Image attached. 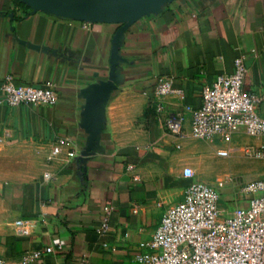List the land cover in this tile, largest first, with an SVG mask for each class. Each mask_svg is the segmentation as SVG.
Here are the masks:
<instances>
[{"label":"crops","instance_id":"crops-1","mask_svg":"<svg viewBox=\"0 0 264 264\" xmlns=\"http://www.w3.org/2000/svg\"><path fill=\"white\" fill-rule=\"evenodd\" d=\"M238 58L248 70L245 91L264 96V0H170L130 24L86 23L0 0V87L7 79L50 84L58 95L51 107L11 108L0 94V141L26 152L22 164H36L28 180L0 181V257L7 264H141L139 244L192 182L183 176L192 166L189 112ZM162 78L173 91L159 100ZM109 82L114 89L100 99ZM179 112L184 133L176 137L162 120ZM58 141L62 154L48 160ZM229 144L248 153L264 139L239 129ZM232 201L229 209L220 205L224 218L246 206ZM19 220L33 223L30 236H15ZM58 244L60 251L25 262L28 252Z\"/></svg>","mask_w":264,"mask_h":264},{"label":"built area","instance_id":"built-area-1","mask_svg":"<svg viewBox=\"0 0 264 264\" xmlns=\"http://www.w3.org/2000/svg\"><path fill=\"white\" fill-rule=\"evenodd\" d=\"M247 78L248 70L243 59L238 58L232 74L218 75L212 86L202 91L200 108L189 112L192 139L230 143L239 129L250 138L264 139V113L258 111L264 96L245 91ZM172 91L170 79L162 78L154 94L160 100ZM0 94L2 102L11 108L51 107L58 98L54 85L16 86L10 79L1 85ZM160 109L158 104L157 110ZM184 121V114L179 112L165 116L162 126L170 135L180 137L184 133ZM63 144V141L54 143L47 159H58ZM248 153L264 163V144ZM66 157L74 159L76 153L68 151ZM183 176L192 180L183 199L166 208L150 239L139 244L142 251L137 261L141 264H264V176L231 177L219 182L217 189L195 179L188 167L184 168ZM45 178L50 179L51 175L45 174ZM227 184L239 189V196L235 198L246 206H236L229 217L223 218L220 190ZM106 231L105 220L98 233L104 235ZM13 232L17 237H28L33 232V223L16 221ZM107 247L103 244V248ZM61 249L62 245L58 244L30 251L25 262ZM0 264L7 263L0 257Z\"/></svg>","mask_w":264,"mask_h":264},{"label":"rangeland","instance_id":"rangeland-1","mask_svg":"<svg viewBox=\"0 0 264 264\" xmlns=\"http://www.w3.org/2000/svg\"><path fill=\"white\" fill-rule=\"evenodd\" d=\"M191 140L187 154L192 166L188 168L192 169L196 179L212 188L217 189L219 182H226L231 177L264 176V163L261 160L246 152L237 153L229 143H214L217 140ZM25 153L21 149L7 150L0 141V181L32 178L36 164H22ZM220 191L222 195L220 205L229 209V206L234 204L233 197H238L240 191L229 184ZM220 211L224 218V212Z\"/></svg>","mask_w":264,"mask_h":264},{"label":"water","instance_id":"water-1","mask_svg":"<svg viewBox=\"0 0 264 264\" xmlns=\"http://www.w3.org/2000/svg\"><path fill=\"white\" fill-rule=\"evenodd\" d=\"M33 12L68 18L86 23L130 24L170 0H21ZM114 86L106 84L99 93L103 98Z\"/></svg>","mask_w":264,"mask_h":264}]
</instances>
